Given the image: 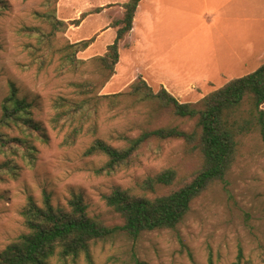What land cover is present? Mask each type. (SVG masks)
Returning a JSON list of instances; mask_svg holds the SVG:
<instances>
[{"label": "rangeland", "instance_id": "374dc122", "mask_svg": "<svg viewBox=\"0 0 264 264\" xmlns=\"http://www.w3.org/2000/svg\"><path fill=\"white\" fill-rule=\"evenodd\" d=\"M123 2L125 0L57 1L56 15L64 21L77 19L82 12L103 6L98 13L87 15L79 25H69L55 35L53 44L57 48L68 42L94 37L88 48L76 54L85 63L75 71L61 73L59 54H53L51 61L41 66L39 54H33L38 35L25 31L26 27H38L46 33L50 30L49 24L37 16L46 10V0H5L6 7L0 13V116L3 99L9 94L10 83H14L18 95L32 104L33 117L46 130L48 140L34 139L33 161L13 156L15 173L1 175L0 250L25 232L20 212L28 196H33L37 204H41L45 191L53 205H65L72 194H80L91 215L109 225L121 224V216L106 205L102 195L110 193L114 187L134 188L138 181L168 167L180 168L184 174L199 167L196 157L187 155L183 142L177 139L150 140L140 148L138 159L132 165L112 174L96 173L106 162L105 156L83 155L96 139L114 147L124 146L126 142L118 136H137L148 120L151 128L161 125L193 127L194 120L177 117L167 110L149 119L142 105L132 106L126 101L110 109L103 101L95 120V131L88 130L92 119L84 122L82 131L71 145L63 143L71 127L66 124L55 128L51 123L55 99L59 96L76 97L72 83L102 78L100 65L92 59L103 55L107 45L113 42L116 29L109 25L121 15L120 4ZM253 33L251 46L239 47V42L230 38L228 31L222 35L211 30L208 35H201L205 32L198 28L191 37H185L181 44L171 47V65L161 69L151 66L147 72L140 68L146 69L147 63L150 64V53L138 64L125 66L128 45L124 39L119 44L121 63L117 69L115 66V77H111L97 93L128 91L132 81L141 73L147 76V83L154 91L160 87L158 77L163 76L162 84H169L179 101H198L231 78L246 75L264 62V40L257 38L261 37L260 29L254 26ZM171 44L169 38L157 41L158 49L163 51ZM232 49L235 50L232 53L246 54L245 65L228 63L230 58H238L229 55ZM216 60L224 61L217 63ZM203 78L210 83L202 81ZM5 131L12 136L19 134L16 129ZM3 160L5 156L0 154V162ZM226 180V186L220 181L214 182L194 199L183 222L175 230L145 231L136 241L119 235L112 240L94 243L92 264H121L133 252L147 264H209L210 256L213 264H231L239 247L245 264H261L264 260V145L255 133L241 139L237 160ZM164 191L159 188L157 194ZM50 264L89 263L81 256L75 263L54 257Z\"/></svg>", "mask_w": 264, "mask_h": 264}, {"label": "trees", "instance_id": "16d2710c", "mask_svg": "<svg viewBox=\"0 0 264 264\" xmlns=\"http://www.w3.org/2000/svg\"><path fill=\"white\" fill-rule=\"evenodd\" d=\"M57 1L46 0V10L37 13L49 24L47 33L38 27H26L25 31L38 35L33 54H39L41 66L58 53L59 71H75L85 63L76 54L88 48L94 37L68 42L59 48L53 44L54 37L69 25H79L87 15L98 13L103 6L82 12L77 19L64 21L56 15ZM139 2L126 0L120 4L121 15L109 25L116 29L113 42L107 45L103 55L92 59L100 65L102 78L72 83L76 97L59 96L55 99L51 123L55 128L66 124L71 127L63 140L64 144L71 145L82 131L84 122L92 119L88 130L95 131V120L103 101L110 109L126 101L132 106L142 105L149 119L167 110L177 117L194 120L193 127L161 125L151 128L148 120L137 136H118L126 142L124 146L114 147L96 139L83 155L105 156L106 162L96 173L112 174L132 165L138 159L140 148L150 140L177 139L183 142L187 155L196 157L199 167L188 174L180 168L168 167L138 181L134 188L114 187L110 193L102 195L106 205L121 216V224L109 225L91 215L80 194H72L65 205H53L45 191L41 204H37L33 196H28L20 212L26 230L0 250V264H50L54 257L75 263L81 256L92 264V246L98 241L112 240L119 235L136 241L145 231L175 230L183 222L192 201L212 183L220 181L227 185L226 176L237 160L243 137L255 133L264 145V62L254 71L231 78L195 102L179 101L164 86L154 91L141 75L132 81L128 91L97 93L115 73L119 44L132 29ZM5 7V0H0V13ZM9 86L0 116V154L5 156L0 162V179L2 173H15L13 156L33 161L36 151L33 140H48L46 130L33 117L32 104L18 95L14 83ZM5 129H16L19 134L12 136ZM159 188L165 191L157 194ZM121 264L147 263L133 252ZM209 264H213L211 256ZM231 264H245L241 247Z\"/></svg>", "mask_w": 264, "mask_h": 264}, {"label": "crops", "instance_id": "0c3cea01", "mask_svg": "<svg viewBox=\"0 0 264 264\" xmlns=\"http://www.w3.org/2000/svg\"><path fill=\"white\" fill-rule=\"evenodd\" d=\"M254 26L260 29L261 37L257 38L264 40V0H140L132 29L125 37L128 46L124 64L125 66L138 64L142 57L150 53L151 65L147 63L145 66L147 68H140L141 71L147 72L151 66L161 69L162 66L171 65L173 62L171 47L181 44L185 37H191L198 28L205 32L201 35H208L211 30L219 31L222 35L228 31L229 37L239 42L237 44L239 47L251 46ZM166 38L172 42L170 48L164 51L158 49L157 41ZM233 51L235 50L232 49L229 55H236L238 58L232 57L228 63L232 66L245 65L246 54L243 52L244 57L240 53H232ZM216 61L222 63L224 60ZM120 63L119 60L116 69ZM139 75L148 82L145 74ZM162 80L164 77L159 76L157 83L171 92L169 84L167 86L162 84ZM201 80L210 83L207 78ZM171 93L176 97L174 92Z\"/></svg>", "mask_w": 264, "mask_h": 264}]
</instances>
